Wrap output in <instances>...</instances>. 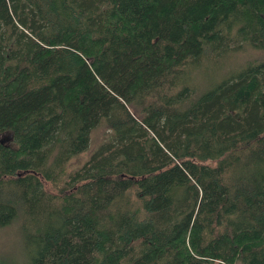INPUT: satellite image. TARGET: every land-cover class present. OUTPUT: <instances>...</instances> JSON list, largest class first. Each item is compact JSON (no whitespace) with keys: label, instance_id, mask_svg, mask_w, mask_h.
<instances>
[{"label":"trees","instance_id":"1","mask_svg":"<svg viewBox=\"0 0 264 264\" xmlns=\"http://www.w3.org/2000/svg\"><path fill=\"white\" fill-rule=\"evenodd\" d=\"M11 224L0 264H264V0H0Z\"/></svg>","mask_w":264,"mask_h":264},{"label":"rangeland","instance_id":"2","mask_svg":"<svg viewBox=\"0 0 264 264\" xmlns=\"http://www.w3.org/2000/svg\"><path fill=\"white\" fill-rule=\"evenodd\" d=\"M109 133L105 124L102 122L93 127L90 131V139L88 145L84 150L73 156L70 162L72 167H77L83 163V161L90 157L91 153L103 142L106 134ZM1 138L7 142H11V137L7 133L1 134ZM20 237L18 235V229L14 224L0 228V263L8 260H21Z\"/></svg>","mask_w":264,"mask_h":264}]
</instances>
